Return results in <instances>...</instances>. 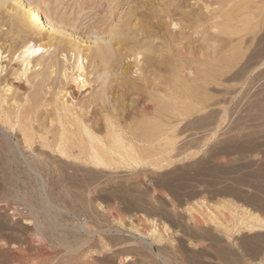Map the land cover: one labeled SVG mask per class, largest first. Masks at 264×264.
Returning <instances> with one entry per match:
<instances>
[{
  "label": "bare ground",
  "instance_id": "1",
  "mask_svg": "<svg viewBox=\"0 0 264 264\" xmlns=\"http://www.w3.org/2000/svg\"><path fill=\"white\" fill-rule=\"evenodd\" d=\"M112 1L116 4L117 0ZM186 1L188 0H172L164 7L148 8L143 12L129 11L123 26L112 28V40L103 46L85 50L80 49L74 40L60 39L57 42L58 39L55 38L54 44L52 40L46 44L32 38L33 31L43 29L49 34L53 32V25L48 22L40 8L36 6L27 8L20 0H15V4L10 0L9 2L0 0V28L6 26L7 33L12 36L17 35L20 42L19 48L24 50L21 53L24 67L20 77L26 76L33 58L39 56L45 48L58 45L59 53L66 55V62L73 57L71 66L55 61L42 73L26 79L29 87L24 93L16 94L13 98L7 97L9 91L6 89L7 86L0 84V172L3 171V175L5 173L3 178L5 184L13 188L19 182L41 187L46 183L43 173L49 176V172H53L56 176L54 175L55 178L51 179L52 184L70 186L81 176L72 174V177H69L67 176L70 175L69 171L79 173L86 170L95 171L101 175L106 173L105 171L116 172L115 175L118 171H125L128 172L127 175H133L132 179L138 183V177L145 179L147 173L162 172L171 166L172 155L195 157L206 146V142L215 135L210 125L213 124L216 116H212L209 111L206 116L202 115L204 116L202 118L190 119V122L187 120L205 112L211 106L210 104H228L233 94L245 86L250 73L264 65V48L261 46L259 48L263 49L257 50L261 55L259 60L255 61V59L254 62L251 56L250 62L248 61L245 67L239 66V70L230 74L231 69L249 50L252 42L255 40L259 45L264 39V0H190L191 4H186ZM183 6H186L185 10L182 9ZM173 13L185 16L187 22L185 26L191 29L192 36L207 31L208 35L214 38L212 46L205 50L187 48L186 51L185 49L174 51L176 37L174 32L169 31V26L175 29L180 26V23L169 20ZM161 15H164L166 21L169 20V24L161 23ZM138 34H146L151 39L141 52L138 51L139 47L130 46V40ZM27 35H30V39L25 42ZM50 38H53V35H50ZM154 40L163 42V46L155 45ZM31 42H33L32 45ZM1 51L0 46V53ZM25 53L26 55L23 56ZM131 58L133 62H126L123 67L119 64L115 65V59L127 61ZM98 67L102 68V72L96 74L95 82H99V88L93 91V81L89 78L91 72H88V68ZM70 69L71 73H68ZM73 70H76V74L72 75ZM52 76L58 87L56 91L50 93V87L46 86V83ZM74 76L71 83L75 84L78 92L86 86L92 87L87 96L77 97L67 87L69 78ZM198 120L203 122L200 128L196 125ZM200 129L202 131H199ZM185 130L192 131L189 134L191 141L196 140V137L199 139L200 136H204L205 143L201 147L195 144L198 141L184 145L185 142L181 143L178 139ZM20 169L23 174L21 178L16 174V171ZM32 172L35 176L31 174ZM95 173H92L93 176ZM88 175L84 177L86 180L79 182L82 187L77 182V187H81L82 193L87 197L91 192L88 188L99 185L100 179L103 180L101 177L100 179L93 177L90 173ZM113 177L116 178L114 174ZM116 179H119L118 176ZM138 189L140 190L141 187ZM64 192L69 196L70 193ZM120 192L122 193V190ZM14 195L16 196L15 193ZM52 196L54 197V195L47 197L42 196V193H31L25 203L26 210H18L15 207L18 210H15L17 216L33 228L30 229L29 226L30 231L24 235L23 240L19 239V242L0 237V264H21L26 253L32 249L43 256L57 248L63 250L67 264H101L99 257L100 262L94 257L121 249L123 252L134 253L138 259L137 264H171L172 257H169V253L177 252L173 231L169 223L157 217L159 214L155 209L153 211L151 206V209L146 207L147 210L138 203H136L137 206H131L127 200L130 199V202L133 200L128 194L127 204L133 207L132 211L136 212L129 217V227L127 231H124L128 237H108L107 231L104 230L105 224L112 221L117 226H122L123 221L117 214L113 217L107 209L103 211L106 216L108 215V220L104 216L90 214L88 223L80 226L79 231L83 232V236L73 237V240L69 241L65 234L59 233L61 226L58 217L46 209V202ZM98 196L100 195L96 197ZM80 197L82 199V196ZM99 199L98 197V201ZM64 202L67 203L65 200ZM134 202L131 203L134 204ZM82 206L86 207L85 204ZM183 213L186 215L187 225L198 226L197 217H199L204 226L210 225L216 231L220 230L229 241L233 235L242 232L264 231L262 216L239 203L228 200L210 204L204 199H196L185 205ZM164 218L167 220V216ZM140 223L147 225V228L142 229ZM188 228L193 229L190 226ZM13 230H16V227ZM76 230L78 231L77 228ZM255 238L257 239L256 236ZM117 251L114 252L122 253ZM102 258L104 260L103 256ZM124 260L126 261L125 258H120L121 262ZM37 262L33 260L27 263L37 264ZM104 262L107 261L104 260ZM256 264H264V257Z\"/></svg>",
  "mask_w": 264,
  "mask_h": 264
},
{
  "label": "rangeland",
  "instance_id": "2",
  "mask_svg": "<svg viewBox=\"0 0 264 264\" xmlns=\"http://www.w3.org/2000/svg\"><path fill=\"white\" fill-rule=\"evenodd\" d=\"M7 1L9 2V0ZM20 1L23 5L27 6V8L33 6L39 7L42 13L44 14V16L48 19V22L51 25H53L52 33L49 34L47 30L40 29L37 32L36 31H33L34 33L31 32V34H33L32 38L39 39L42 43H46V44L50 43V40H52V44H54L56 41L55 38L58 39L57 42L60 39H62V41L68 39L70 41L74 40L80 49L86 50L88 48H96L99 45L103 46L106 43H108L110 40H112V28L118 27L120 25H121L120 27H122L125 18L128 16L129 11L143 12L148 8L164 7L172 0H117L120 3L116 1V4L112 0H20ZM10 2L15 4V0H10ZM143 3L145 4L142 6ZM188 3L191 4L192 2L188 0L186 1V4ZM182 9L185 10L186 6H183ZM160 18L162 24L164 23L169 24V20L180 23V26L175 29H172L169 26V31L174 32V35L176 37V41L174 43V48H173L174 51H176L177 49L180 50L185 49L186 51L187 48H192V49L200 48L205 50L207 47L212 46V42L214 38L210 37L207 31H204L195 36L191 35V29L185 26L187 22L185 21L184 15L173 13L170 19L167 21L164 15H161ZM7 32L8 30L6 29V26L0 28V46L2 48V51L0 53L1 54L0 84L2 86L4 85L7 86L6 89L9 90L7 93L8 98H13L16 96V94L21 95L22 93H24L26 89L29 87V84H27L25 80L31 79L35 75L42 73L44 70L48 69L49 66L55 61H60V64H66V66L72 65L73 57L69 62H66L67 61L66 55L65 54L61 55L59 53V47L58 45H56V47L45 48L39 54V56L34 57L29 67L30 70L27 72L26 76L20 77V74L24 67L21 53L24 52V50L23 48H19L20 42L18 36L17 35L12 36V34ZM50 35H53V38H50ZM22 36H24V34H22ZM29 39H30V35H27L24 41L27 42ZM130 42H131L130 46L139 47L138 51L141 52L143 49H145L148 43L151 42V39L146 34L144 35L138 34L135 36V38L131 39ZM263 43H264V39L260 41L259 45L254 40L249 50L245 52L244 57L238 62L237 65H235L234 68L231 69L230 74H233L234 72L239 70L238 68L240 67H245L250 62L249 58L253 57L254 58L253 61L255 59H256L255 61L259 60V57L261 55H259V52H257V50L260 51L261 49L264 48ZM32 44L33 42H31V45ZM154 44L155 45L159 44L160 46H163V42H160L158 40H154ZM261 46H263V48H259ZM255 54L256 56H258V58L254 56ZM24 55H26V53L23 54V56ZM67 57L69 58V55ZM114 61H115V65L119 64L120 67L125 66L126 62H130V63L133 62L132 58L128 59L127 61H121V59H115ZM88 72H91L89 78L90 80L93 81L92 83L93 91L94 90L96 91L99 88V82H95L96 74L97 72L98 73L102 72V68L99 67L96 69L88 68ZM68 73H71V69L68 70ZM73 74H76V70H73L72 75ZM74 78L75 76L71 79L69 78V84L67 85L69 90L77 97L82 98L84 96H87L89 90H91L92 87L86 86L84 89L78 92L75 89V84L71 83V80H73ZM248 82L250 84H248ZM46 86L50 87V93L57 90L58 86H56L53 76L46 83ZM216 88L218 89L219 87ZM233 95L235 97L233 96L232 98H230L228 104H210L211 106L205 112H201L192 117L195 119L189 118L187 120L188 122L190 119L196 120V118L198 117L202 118L206 116L207 112L209 111L212 113V116L215 115L217 117V118L215 117L213 124L210 125V129L211 130L213 129L212 131L215 132V135L208 142H206L207 147L206 146L203 147V149L200 150L201 152L199 151L195 155V157L188 156L189 157L188 158L185 155L174 157L172 155V157H170L173 162L171 166H169L162 172L147 173L145 179H142V177H138L139 180L138 183L132 179L133 175L131 174L127 175L128 172L125 171L123 172L118 171L117 175H115L116 172H112L114 176H116V178L117 176L119 179L123 177L122 179L117 180L115 177H113V174L108 171H105L106 173L104 174L102 173L101 175L95 173V171L91 172L90 170L88 172V170H86L87 173L88 174L90 173V175L92 176H93L92 174L93 172L97 174V176L94 174L93 177H98L99 179L101 177L103 179V180L100 179L99 185L96 186L93 185L88 188V190L91 191L89 195L92 196L90 197L88 195L87 197L86 195H84V193H82L81 184L79 185L80 181L83 182L84 180H86L84 179V177L89 176L88 174L86 175V171H84L85 174H83L84 173L83 171H80L79 173L78 172L72 173L71 171H69L68 174L70 175H67L66 173V175L69 177H72L71 176L72 174H74V176L78 174L81 177L84 175L82 178L79 177V179L81 180H79L78 177H74L76 180L78 179V181L73 180L74 179L73 178L72 180L75 181L76 184H74L75 183L74 182L73 185L72 184L70 185L71 187L64 186L59 183L52 184L53 182L51 183V179L55 178L56 174H54L53 172H49V176L43 173V177L46 183L41 187L35 186L34 184L31 185V183L19 182L16 184L15 188L4 183L3 178L5 173L3 175L2 174L3 171H1L0 178L2 180L0 179L1 180L0 227L2 226L4 227H2V229L0 228V237L8 238L9 240H15L16 242L17 241L19 242V239L23 240V237H25L24 235H26V233L30 231L29 226L30 229H32L33 227L32 225H28V224L26 225V223L23 222L22 219L18 217L15 212L18 210L25 209V203L30 197L31 193L33 194L42 193V196L46 195L47 197L54 195V197L52 196L51 198L50 197L48 198L49 200H47L48 202H46L47 203L46 209H48L49 212L51 211L50 212L51 214H54L58 217L61 226L59 228V233L61 232V234L62 233L65 234L66 238L69 241H72L73 237L83 236V232L79 231L81 228L80 226L83 223H88V220H90L89 219L90 214L91 215L97 214L100 215L101 217L104 216L108 220V215L106 216L104 212L107 209L110 211L113 217H116L117 214L118 216H120V218L123 221L122 226L119 225L117 226V224L113 223L112 221L108 222L107 225L105 224L104 230L107 231L108 237L110 238H122L124 236L128 237V235H126L124 231H127L129 227L128 224L130 223L129 217H131V215H134L136 213L132 211L133 207L131 206L132 205L137 206L136 203H138L141 206L143 205V209L145 210L151 209L152 207V210L154 211L155 209L157 214H159L157 215L159 219L163 218L162 219L163 221H165L167 224L169 223L168 225H170L171 231H173L174 234L175 248L177 250V252L174 254H172L171 252L169 253V257L170 258L172 257L171 264H256L258 263V261H261L262 258L264 257V231H257L253 233L242 232L238 235H233V237L229 241L226 239L224 235H222L220 230L216 231V229L210 225L204 226L202 220L199 217H197L199 220L198 226L194 227L190 223H189L190 225H187L188 224L187 218L185 217L186 216L185 213H183V208L185 207V205L187 203H191L193 200L196 199H204L205 201H207V203L209 202L210 204H216L225 200L235 202L232 199H245L247 197L249 199H254V202H257V204L260 203V205L257 206L256 208H262V206L264 205V65L256 69L252 73H250L248 80L245 82V86H243L242 89H240L237 93H234ZM221 119L223 120V122H221L222 121ZM40 121L41 120H39V122ZM199 122L201 123V125ZM202 123L203 122L198 120V124L196 125H199L200 128L202 126ZM35 128L38 129L37 126H35ZM199 131H202V129H200ZM191 132L192 131L189 130H187L186 132L185 130L184 133L180 134V138L178 139V141H180L181 143L185 142L184 145L190 143L194 144L195 141H198L195 144L196 145L198 144L201 147L203 143H205L204 140L205 137L199 135L201 138L199 137L198 139V137H196L197 138L196 140L194 139L193 141H191L190 140L191 138L189 137V134H191ZM186 141L188 142L186 143ZM16 174L20 178L23 177L21 169L17 170ZM31 174L35 176V173L32 172ZM110 177L113 178L110 179ZM77 182L78 185L81 187H77ZM74 185H76V187ZM170 185H173L172 186L173 188ZM92 187L94 189H91ZM140 187L141 189L139 190L138 188ZM68 190L71 191L73 190L75 194L73 193V191L71 193V191ZM116 190L117 192H115ZM120 190H122L123 194L120 192ZM152 190L153 192H151ZM64 191H67L73 197L74 196H78V197L73 198L70 194L69 196H67L64 194L65 193ZM123 191H126L128 193ZM136 192L138 193L136 194ZM139 192H143L142 193L143 195ZM14 193L16 194V196L14 195ZM26 194L28 196H26ZM96 194L100 195L98 196L100 198L99 201H98V197H96L97 196ZM101 194L106 199L102 198L103 196ZM128 194H130V198L131 200H133L131 202H134V199L136 197H137L136 199H138L137 202L135 199L134 204H132L127 196ZM131 194L132 196L134 195L136 197L134 196L132 197ZM80 196H82V199ZM123 196L125 199L123 198ZM68 197L70 198V200ZM126 198L129 200H127ZM140 198L142 199L139 201ZM64 200L67 201V203H65ZM126 200L128 201L129 204H131V206L127 204ZM143 200L148 201V203L146 201L143 202ZM83 204H85L86 207L82 206ZM98 204L101 207L98 206ZM83 207L85 208L89 207V208L85 209ZM126 207H128V209H126ZM146 207L148 208L146 209ZM129 208H131V210ZM175 208L177 209L176 210L177 212L175 211ZM159 209L162 210L163 213ZM124 210H126V212ZM130 211L131 213H129ZM167 211L169 214L166 213ZM164 213H166L167 215ZM255 213H258L260 216L262 215L264 216V214H261L259 212H255ZM136 215L138 216L139 214ZM165 215L167 216V220H164L166 219L164 218L166 217ZM180 221H181V225H179ZM139 225L142 229L147 228V225L143 223L142 224L140 223ZM187 226L188 227L190 226L193 229H189ZM15 227L16 230H13L15 229ZM72 227H74L73 230L71 229ZM10 228H12V230ZM76 228L78 229V231L76 230ZM122 230L123 232H121ZM5 232L6 235L4 234ZM9 232L11 234H9ZM115 234L116 236L114 237ZM255 236L257 237V239L255 238ZM189 241H192L191 242L192 244ZM242 247H244V249ZM114 251L117 250H113L112 252L114 253L113 255L111 252H107L108 255L104 253L103 255L96 256L94 258L97 259L98 262H100L99 261L100 259L101 264H112V263L128 264V262L129 264L138 263L137 257L134 255V253L132 254L131 251L123 252L121 249L117 251V252L122 251V253L120 254L118 253L116 254V252ZM248 252L249 254H247ZM25 256L26 257L23 258V260H21L20 262L21 264H28L29 261L31 262L33 260L34 262L39 261L37 262V264H41V263L67 264V259L65 260V255L63 250L58 248L43 256H41L37 252L35 253V251L32 249L28 251ZM102 256L104 257V260H106L108 263L104 262ZM52 258L53 259L56 258V259L53 260ZM120 258L121 259L125 258L126 261L124 260V262H121ZM62 260L65 263H63ZM46 261L48 262L46 263Z\"/></svg>",
  "mask_w": 264,
  "mask_h": 264
},
{
  "label": "crops",
  "instance_id": "3",
  "mask_svg": "<svg viewBox=\"0 0 264 264\" xmlns=\"http://www.w3.org/2000/svg\"><path fill=\"white\" fill-rule=\"evenodd\" d=\"M232 200L243 205L244 207H247L248 209L252 210L253 212H259L261 214H264V205L262 206V208H256L257 206L260 205V203L257 204V202H254V199H249L246 197L245 199H232ZM263 218H264V216H263Z\"/></svg>",
  "mask_w": 264,
  "mask_h": 264
}]
</instances>
